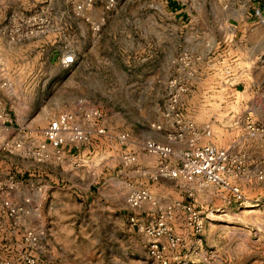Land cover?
Returning a JSON list of instances; mask_svg holds the SVG:
<instances>
[{"label":"crops","instance_id":"obj_1","mask_svg":"<svg viewBox=\"0 0 264 264\" xmlns=\"http://www.w3.org/2000/svg\"><path fill=\"white\" fill-rule=\"evenodd\" d=\"M228 4L236 7L227 9V29L200 34L201 50L195 53V77L199 84L207 85L206 90L210 85L214 91L194 87L181 98L180 107L185 106L189 96L227 97L226 109L208 124L212 131L208 141L220 148H231L232 152L249 154L238 181L243 200L235 203L228 199L225 191L208 187L194 194L193 205L200 214L203 207L213 204L227 206V210L218 215L219 220H210L219 224L223 218L227 219V264H237L233 255L248 258L245 264H264V141L249 138L246 132L248 123L264 126V27L257 17L262 0H236L235 3L229 0ZM7 20L0 15V103L2 96H25L21 89L16 91L23 86L22 73L18 76L13 70H23L24 63L37 68L50 67L55 60L60 66L63 56L59 54L57 58L52 49L54 31L23 43L8 42ZM9 131L7 127L4 133ZM145 139L149 138L136 134L129 137L125 147H120L115 138L102 135L93 136L87 148L64 146L61 163L51 160L36 164L41 179L35 180V184L44 185L41 194L44 199L39 204L23 205L32 187L28 185L30 180L17 182L7 195L5 210L0 212L3 225L10 222L15 227V241L21 240L26 229L33 228L38 248L34 252L35 259L41 264H68L62 253L55 250L64 252L68 244L88 242L103 246L100 250L102 264H158L147 255L148 239L128 223L129 216L143 222L152 221L155 209L147 204L134 210L128 208L125 203L128 189L147 190L155 199L157 209H166L175 201L186 202L187 199L184 186L179 182L152 178L158 161L140 150L139 144ZM152 139L164 141L161 134L153 133ZM123 154L132 157L130 164H122ZM58 183H62V187H58ZM19 204L26 211H18ZM168 224L185 238L187 248L183 253L190 264H222L219 254L207 255L203 250L205 239L216 245L214 228L193 236L184 226L181 211H174ZM160 241L165 243L163 238ZM40 252H43L42 258H39Z\"/></svg>","mask_w":264,"mask_h":264},{"label":"rangeland","instance_id":"obj_2","mask_svg":"<svg viewBox=\"0 0 264 264\" xmlns=\"http://www.w3.org/2000/svg\"><path fill=\"white\" fill-rule=\"evenodd\" d=\"M168 2L174 3L176 8H169ZM227 2L229 0H91L90 3L85 0H0V15L7 19L31 13L46 16L49 32L55 34L52 49L57 58L66 51L75 57V63L68 68L55 64V60L50 67L37 68L24 63L23 70H13L18 76L22 73L23 86H16V91L21 89L25 96L1 98L0 114L6 115V121L0 123V132H3L0 133V185L3 188L0 212L5 210L7 195L12 192L3 187L10 176L16 183L30 180L28 185L31 186L41 179L36 164L42 163H36L31 155L42 141L41 132L47 122L62 112H69L75 124L84 125L78 110L79 101L84 108L96 107L101 111L102 118L97 125H102L106 136L127 133L128 137L142 134L152 138L149 125L161 122L164 86L176 73L178 57L186 53L197 59L195 53L201 50L198 36L209 30L227 29V9L236 7ZM257 17L264 27V0ZM195 68L196 62L188 91L199 86L206 90L207 85L199 84L195 77ZM208 86L206 91H214V87ZM226 107V96H189L184 109H180L197 126H208ZM7 127L10 131L5 134ZM13 139L16 142H9ZM237 152L244 153L245 158L249 156L244 151ZM57 185L62 187L63 184ZM223 210H227V206L213 204L201 209L202 232L211 227L216 230L213 236L216 245L205 239L203 250L207 255L219 254L222 264H227V219L223 218L219 224L210 221L219 220L218 215ZM3 224L0 217V254L14 259L21 251V240H14L15 227L10 222ZM28 230L34 232L33 228L25 232ZM102 248L88 242L68 244L64 252L55 251L62 253L68 264H102ZM37 249L36 246L29 250L34 257ZM234 260L245 264L248 258L233 255Z\"/></svg>","mask_w":264,"mask_h":264},{"label":"built area","instance_id":"obj_3","mask_svg":"<svg viewBox=\"0 0 264 264\" xmlns=\"http://www.w3.org/2000/svg\"><path fill=\"white\" fill-rule=\"evenodd\" d=\"M85 1L91 2V0ZM49 31V20L41 13L12 15L7 20L5 36L8 42L17 44L43 36ZM196 60L189 54H181L176 62L175 75L165 83V97L160 116L162 122L149 125L150 131L161 134L164 141L149 138L139 144L144 154L153 156L158 161L152 178L179 182L184 186L187 201H175L166 209H157L155 199L147 190L131 187L125 197L126 206L130 209H138L142 204L155 209L156 213L152 221L143 222L138 217L129 216L128 223L137 233L148 239L147 255L158 264H190L183 253L187 248V242L173 231L168 220L172 218L174 211H181L186 230L193 236H200L204 223L199 210L193 205L195 193L208 187H216L225 191L228 199L235 203L243 200L238 181L244 173L246 160L244 153L232 152L210 143L209 126H196L180 109V100L188 93ZM74 63L75 57L70 51H66L60 59L62 68H68ZM82 105L83 103L79 101L78 110L84 125L75 124L69 112H62L47 122L41 132L42 141L31 155L36 163L52 160L59 164L64 160V146L87 148L91 145L93 136L105 135L104 129L97 126L102 118L101 111L96 107L84 108ZM5 121L6 115L0 114V123ZM246 132L249 138H260L264 141V126L248 123ZM113 138L120 147L128 144L127 133H119ZM131 160L129 154L121 156L123 165L130 164ZM3 187L13 190L16 182L10 176ZM31 187V191L22 202L25 206L39 204L44 199L41 196L44 190L43 184ZM2 190L0 185V191ZM24 210L26 211L22 205L18 207V211ZM35 237L32 230L26 231L21 237V251L18 252L17 257L12 259L0 254V264H40L29 251L36 247ZM161 238L165 243H161Z\"/></svg>","mask_w":264,"mask_h":264},{"label":"trees","instance_id":"obj_4","mask_svg":"<svg viewBox=\"0 0 264 264\" xmlns=\"http://www.w3.org/2000/svg\"><path fill=\"white\" fill-rule=\"evenodd\" d=\"M251 1H253V2H259V0H251ZM167 4L169 5V8H176V6L174 5V3H172V2H168Z\"/></svg>","mask_w":264,"mask_h":264}]
</instances>
